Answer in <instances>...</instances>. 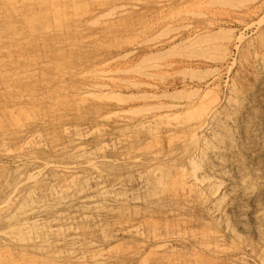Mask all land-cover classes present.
Listing matches in <instances>:
<instances>
[{"label":"rangeland","instance_id":"rangeland-1","mask_svg":"<svg viewBox=\"0 0 264 264\" xmlns=\"http://www.w3.org/2000/svg\"><path fill=\"white\" fill-rule=\"evenodd\" d=\"M252 122L264 0H0V264H264Z\"/></svg>","mask_w":264,"mask_h":264},{"label":"bare ground","instance_id":"bare-ground-1","mask_svg":"<svg viewBox=\"0 0 264 264\" xmlns=\"http://www.w3.org/2000/svg\"><path fill=\"white\" fill-rule=\"evenodd\" d=\"M6 12V11H5ZM2 16V15H1ZM25 29V28H24ZM2 68V67H1ZM261 123V122H260ZM245 124H247V122H245ZM264 124V123H263ZM252 125V126H251ZM251 125L250 126H248V125H245L244 127H243V136H244V138H245V141L246 140H248L249 141V143L251 144V146H250V149L254 152V153H258L259 151H262V152H264V148H261V146H259L258 145V142H257V136L259 135L258 133H257V131L259 130V124L258 123H255V122H252L251 123ZM262 126V125H261ZM200 128H201V126H200ZM261 128V127H260ZM199 129V128H198ZM263 129V128H262ZM260 131V130H259ZM262 131V130H261ZM247 142V141H246ZM245 142V143H246ZM249 143H247V145H249ZM246 145V146H247ZM260 145H261V143H260ZM263 146V145H262ZM206 157V156H205ZM204 157V158H205ZM210 159H211V157H210ZM214 159H216L215 157H214ZM209 160V159H208ZM216 161V160H215ZM219 160L217 159V161L216 162H218ZM223 161V160H222ZM206 162V161H205ZM208 163H210V162H208ZM218 164H220L219 162H218ZM224 164V163H223ZM209 165V164H208ZM232 165V164H231ZM192 166V165H191ZM219 166V165H218ZM229 166V165H228ZM230 167V166H229ZM229 167H228V169L227 170H225V171H219V172H222L223 174H227V172L229 173L230 172V170L231 169H229ZM159 168V167H158ZM194 169L196 168V167H193ZM223 168V167H222ZM225 168H226V166H225ZM231 168H232V166H231ZM234 171L235 170H237L236 168H238L237 167V165H236V167L234 166ZM262 168H264V165L262 166ZM160 169V168H159ZM194 169H191V171L190 172H192V170L194 171ZM207 169V168H206ZM208 169L209 170H205L206 172H207V175H210L209 177L211 178V175L213 176V175H216V177H218L217 175H219L218 174V171L216 170V168H214V166H208ZM198 170V169H197ZM197 170H195V171H197ZM232 171V170H231ZM181 172H182V170H181ZM204 172V171H203ZM202 172V173H203ZM153 173H154V171H153ZM194 172H192V175L193 176H191V178L189 179V181H188V187H189V189H190V187H192V185H194L196 182H198V181H200V180H203L205 177L207 178L208 176L207 175H205V177H204V175L201 177V174L199 175L198 174V172H197V174L200 176H196L197 174H196V172L193 174ZM183 174V173H182ZM196 174V175H195ZM184 175H182L181 177H183ZM220 176V175H219ZM224 176V175H223ZM228 176V175H227ZM204 177V178H203ZM163 177H162V175L161 176H158V179L159 180H161ZM184 178V177H183ZM210 178H209V180H210ZM213 178H215V177H213ZM181 180V179H180ZM184 180V179H183ZM183 180H181V181H183ZM206 180V179H205ZM204 180V181H205ZM203 181V182H204ZM153 182H155V181H153ZM180 183H182V182H180ZM200 183V182H199ZM154 184H156V183H154ZM201 184V183H200ZM181 185H183L184 186V184L182 183ZM242 185V184H241ZM182 187V186H181ZM99 189V188H98ZM243 190H245V189H243ZM244 192V191H243ZM251 192V191H250ZM96 193H98L99 195H101V196H103V197H105L106 195L110 198V200L113 198H115L116 199V196H112V195H110V193L108 192V191H106V190H97L96 191ZM152 194V193H151ZM155 194V193H154ZM247 195V194H246ZM151 196V195H150ZM93 197V195H91V196H89V198H92ZM152 197H153V195H152ZM248 197V196H247ZM249 197H251V196H249ZM105 199V198H104ZM153 199V198H152ZM110 200H108L109 202H110ZM156 200H158V199H156ZM247 201V200H246ZM90 204H92V206L94 207V208H96V207H98V205L100 204V202L98 201H91L90 202ZM244 204V203H243ZM112 205V204H111ZM244 210V209H243ZM103 213V212H102ZM246 214V213H245ZM21 216V215H20ZM77 216V215H76ZM240 216H242V215H240ZM247 216V215H246ZM84 217V216H83ZM245 217V216H244ZM102 220H104V219H102ZM107 221H109V220H107ZM103 222V221H102ZM111 222V221H110ZM240 223V222H239ZM20 223H18L17 225V229H19L20 228V230H22L23 231V227L22 226H20L19 225ZM55 224V223H54ZM26 225V224H25ZM24 226V225H23ZM55 226V225H54ZM11 227V226H10ZM19 227V228H18ZM12 228V227H11ZM68 229H71L70 228V226L69 227H67ZM10 229V228H9ZM60 229H61V227H60ZM55 230V229H54ZM27 231V230H26ZM3 232V231H2ZM64 233V232H63ZM155 239V238H154ZM40 243H43V242H40ZM162 246V245H161ZM159 247V249H161L160 248V246H158ZM155 248V247H154ZM158 249V248H157ZM163 249V248H162ZM195 249V248H194ZM107 250V249H106Z\"/></svg>","mask_w":264,"mask_h":264}]
</instances>
